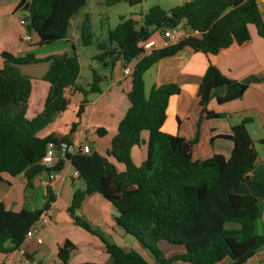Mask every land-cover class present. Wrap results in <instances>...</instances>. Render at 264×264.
<instances>
[{"label":"trees","instance_id":"1","mask_svg":"<svg viewBox=\"0 0 264 264\" xmlns=\"http://www.w3.org/2000/svg\"><path fill=\"white\" fill-rule=\"evenodd\" d=\"M86 2L20 0L15 12L24 14L21 26L26 34L37 38V46H47L66 38L71 19ZM142 2L102 0L107 8L118 4L140 6ZM248 25H254L258 35L264 37L262 14L256 0H192L168 11L155 5L144 14L120 17L118 24L107 31L108 44L98 43V53L93 57L104 68L121 62L123 68L131 70V89L127 93L130 106L119 121L105 155L94 150L89 154H82L80 149L69 151L87 96L100 93L102 78L95 71L91 72L87 88H77L83 98L75 115L77 121L70 125L69 131L66 134L51 132L42 137L39 133L70 105L68 90L75 87L79 77L78 59L75 53L42 59L33 54L15 57L1 53L0 180L4 175L9 178L23 175L30 187L36 177L50 171L60 172L64 164L69 163L84 182L85 189L73 194L68 215L74 226L99 240L101 252L109 257L110 264L150 263L136 250H125L112 242L110 236L92 227L78 214L81 203L91 194H98L114 207L115 226L125 236H131L152 258L153 264H218L224 258H229L232 264H245L264 247V237L256 232L257 199L242 193V186L248 183L247 174L258 158L245 127L251 119L244 118L232 126L229 135L212 136L206 123L226 115L213 113L206 107L212 99L220 105L240 99L250 82L260 79L234 81L209 65L197 84L189 109V114L199 110V116L193 138L187 140L161 131L168 101L180 94V83L152 87L146 95L143 77L158 61L174 56L183 48L214 55L233 44L245 47L251 40ZM178 28L186 30L187 36L175 44L154 49L146 56L141 55L143 44L155 34ZM79 41L85 48L93 44L89 14L84 15L79 26ZM40 63L48 64L41 77L49 86L48 92L41 112L27 119L31 83L18 67ZM143 133L148 135L145 159L135 165L131 150L143 144ZM96 134L103 137L106 132L98 129ZM217 139L232 143L228 159L214 153L213 142ZM48 143L65 144L68 150L64 160L51 170L41 164ZM257 144L264 147V138ZM53 202L50 191L42 207L36 210L24 208L14 212L0 201V255L18 250ZM226 225L235 228H226ZM160 243L178 247L183 252L166 257ZM74 249L69 242L58 248L63 264H68L69 253Z\"/></svg>","mask_w":264,"mask_h":264},{"label":"crops","instance_id":"2","mask_svg":"<svg viewBox=\"0 0 264 264\" xmlns=\"http://www.w3.org/2000/svg\"><path fill=\"white\" fill-rule=\"evenodd\" d=\"M19 1L0 0V55L3 52L15 57L33 54L36 58L42 59L52 55L75 53L81 69L79 54H77V49L80 46L79 26L84 15L89 13L80 10L71 19L66 38L58 41V44H63L62 48L58 47L47 54L38 55L37 51L45 46H37L36 37L31 36L30 43L22 41V37L26 33L21 26L20 19L24 14L15 12ZM95 1L98 6L107 8L102 1ZM165 1L171 3L170 5L180 6L192 0ZM87 3L88 0L86 5ZM258 6L264 25V2L258 4ZM170 9L168 8V10ZM128 15L130 17L136 15V13L128 12ZM120 17L127 18V16H119L118 18ZM90 18L92 24V17L90 16ZM247 28L251 40L245 47L239 48L236 44H233L214 55H204L183 48L174 56L158 61L145 72L143 78L146 95L149 94L152 87H159L171 82H179L181 85L180 94L171 97L168 101L166 120L161 128L162 132L168 135H180L187 140L193 138L199 110L189 114V109L197 92V84L206 68L212 65L223 76L234 81L241 82L249 78L260 80L250 82L240 99L221 105L212 99L206 107L207 110L226 115V117L210 120L206 123V127L212 130V136L229 135L232 126L239 124L244 118H250L251 122L245 126L246 131L252 142L258 146L257 141L264 138V37L258 35L254 25H248ZM157 34L161 38L154 39L153 37L152 39L156 44V49L161 48L163 44L161 33L158 32ZM179 34L180 37L175 39L172 44L187 36L188 32L181 29ZM40 64L45 66L44 72L38 78L39 82L42 83L32 82L31 78L28 77L31 83V93L26 110L27 119H33L41 112L48 92V84L41 80L48 64ZM29 66L31 65L19 66L18 70L21 73L23 67ZM2 67L3 60L0 56V69ZM87 67L90 68L91 72L95 71V65H87ZM122 69L121 62H116L113 67L103 68L102 72L96 73L102 78V82L99 84L100 93L87 96V103L81 115L78 130L71 139L70 151L80 149L84 143L88 144L90 150H94L100 155H105L110 148L111 139L117 133V125L130 106L127 93L131 89V79L122 74ZM75 87L68 90L70 105L67 110L42 130L39 133L40 136H46L51 132L66 134L70 125L77 121L75 115L83 98L77 88L84 87L79 85L78 79ZM188 114L189 117H187ZM98 129L105 130L106 134L103 137L97 136L96 131ZM147 137V133H143V144L140 147H133L131 150V159L135 165H139L145 159ZM254 149L258 158L252 170L247 174L248 183L242 186V193L253 195L257 199L259 214L256 220V232L264 237V147L254 146ZM231 150L232 143L230 141L214 140V153L228 159ZM118 168L123 170L121 166H118ZM73 174V168L69 163H65L62 170L57 172L54 180L50 181L48 174L43 173L32 180L30 187H27L23 175L15 178H9L5 175L1 177L0 201L7 210L18 212L24 208L28 210L39 209L45 202L47 191H50L53 195L54 202L49 208L48 222L43 224L39 221L32 227L29 231L30 235L26 236L18 250L9 255H0V264H24L25 261L29 264H63L58 257V248L65 242H69L75 247L69 253L68 264H110L109 257L101 252L99 240L74 226L68 215L67 209L70 206L73 194L77 190L85 189L84 182L79 178H75ZM42 181H48L46 187L41 185ZM78 214L92 227L110 236L117 245L125 249L124 246H127V242H130L131 247L137 251L134 242L128 241L127 236L115 226L114 220L117 217V212L114 207L98 194H91L86 197L80 205ZM229 228H235V226L229 225ZM180 250H182V253L183 249ZM263 261L264 247L258 250L245 264H261ZM218 264H232V262L229 258H224Z\"/></svg>","mask_w":264,"mask_h":264},{"label":"rangeland","instance_id":"3","mask_svg":"<svg viewBox=\"0 0 264 264\" xmlns=\"http://www.w3.org/2000/svg\"><path fill=\"white\" fill-rule=\"evenodd\" d=\"M102 1V0H98ZM97 2L95 0H88L87 5L81 10L83 12L89 13L92 17V32H93V44L87 48L79 46L77 49V54H79L80 62H81V69H80V76L78 78L79 85H81L84 88H87V86L91 83V70L87 67V65L94 66L95 65V71L96 73H100L103 71V66L100 63L95 62L92 57H94L97 53V44L103 43L105 45L108 44L107 42V31L112 30L119 22V16H127L129 18L128 12L141 14L146 13L147 10L155 5L159 6L164 11H167L168 8L176 7L174 5H170L171 3L166 2L165 0H143L142 4L140 6H134L130 7L126 4H118L117 6H113L111 8H103L96 4ZM32 37H35L34 35H31ZM30 36V37H31ZM161 38L159 34L154 35V39ZM63 44L52 43L50 45L45 46L44 48L37 51V54H47L49 52L54 51L55 49L62 48ZM44 65L43 64H36L31 65L29 67H23L21 69V74L23 76L31 78L32 82H39V76L44 72ZM102 82V81H101ZM40 84L42 82H39ZM36 85L34 84V87ZM255 147H260L259 145H255ZM120 167V166H119ZM30 193V192H28ZM27 196V195H26ZM29 196V195H28ZM28 199V198H27ZM226 228H229V225H226ZM127 240L134 242L135 248L137 249V252L140 253L150 264H153L152 258L144 251L142 250L137 243H135V240L127 235ZM112 242L116 243L112 240ZM117 244V243H116ZM126 250L133 249L131 247L130 242H127V246H124ZM160 249L164 252L166 257H170L172 255L181 253L182 250L178 247H174L172 245H169L167 243H160Z\"/></svg>","mask_w":264,"mask_h":264},{"label":"built area","instance_id":"4","mask_svg":"<svg viewBox=\"0 0 264 264\" xmlns=\"http://www.w3.org/2000/svg\"><path fill=\"white\" fill-rule=\"evenodd\" d=\"M258 4L264 2V0H256ZM181 29H172V30H164L161 33L162 38H163V44L162 47L171 45L172 42L175 41V39H177L178 37H180L179 31ZM31 37L28 34H25L22 37V41L24 43H30L31 42ZM143 52H142V56H146L148 54H150L152 52V50L156 49V44L154 43L153 40L147 41L146 43L143 44ZM131 70L130 68H123L122 69V74L125 76L130 75ZM67 150V146L65 144H61V145H55L54 143H48L46 145V149H45V153L44 156L42 157L41 160V164L51 170L54 169L61 161L64 160V156L66 154ZM70 151V148H69ZM80 151L82 154H89L90 153V149L87 143H84L81 148ZM48 174V178L50 181L54 180L56 178L57 172L54 171H50ZM73 176L75 178H78V174L77 172L74 171ZM47 182L48 181H42L41 185L46 187L47 186ZM48 211H46L40 218L39 221H41L43 224H46L48 222ZM30 235V233L27 234V236ZM24 264H29L27 261L24 262Z\"/></svg>","mask_w":264,"mask_h":264},{"label":"water","instance_id":"5","mask_svg":"<svg viewBox=\"0 0 264 264\" xmlns=\"http://www.w3.org/2000/svg\"><path fill=\"white\" fill-rule=\"evenodd\" d=\"M181 27V26H180Z\"/></svg>","mask_w":264,"mask_h":264}]
</instances>
